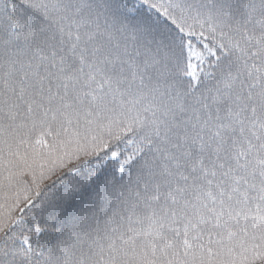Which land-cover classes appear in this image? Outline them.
Segmentation results:
<instances>
[{"label":"snow or ice","instance_id":"snow-or-ice-1","mask_svg":"<svg viewBox=\"0 0 264 264\" xmlns=\"http://www.w3.org/2000/svg\"><path fill=\"white\" fill-rule=\"evenodd\" d=\"M0 264H264V0H0Z\"/></svg>","mask_w":264,"mask_h":264}]
</instances>
